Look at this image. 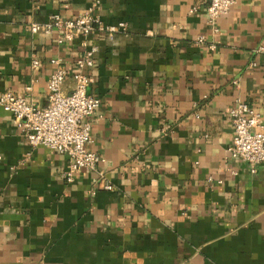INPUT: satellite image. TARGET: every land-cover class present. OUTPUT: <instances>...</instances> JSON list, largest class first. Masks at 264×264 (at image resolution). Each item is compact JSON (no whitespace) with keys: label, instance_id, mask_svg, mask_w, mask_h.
<instances>
[{"label":"crops","instance_id":"obj_1","mask_svg":"<svg viewBox=\"0 0 264 264\" xmlns=\"http://www.w3.org/2000/svg\"><path fill=\"white\" fill-rule=\"evenodd\" d=\"M94 1L0 0V91L45 107L51 60L73 71L85 48L30 27ZM207 3L99 0L103 23L128 24L88 39L102 101L88 148L112 191L86 170L66 182L69 158L31 147L0 108V264H264V162L253 171L227 150L238 100L264 129V0H236L218 31Z\"/></svg>","mask_w":264,"mask_h":264},{"label":"built area","instance_id":"obj_2","mask_svg":"<svg viewBox=\"0 0 264 264\" xmlns=\"http://www.w3.org/2000/svg\"><path fill=\"white\" fill-rule=\"evenodd\" d=\"M207 1V21L218 31L217 20L229 13L236 0ZM98 6L99 0H95L75 18H65L56 13L43 24L31 25L33 33L49 34L57 31L59 43L80 38L84 52L76 59L73 71L63 65L61 58L51 60L56 69L48 80V104L45 107H39L24 96H17L10 91H0V108L12 115L13 123L31 147L45 146L69 158L63 171L66 182H74L80 172L86 170L99 174L92 179L93 184L101 183L103 189L112 191L113 185L104 181L103 174L98 170L102 157L88 148L92 142V117L102 102L88 90L93 78L86 71L94 66L98 51V47L90 45L88 39L97 33H126L128 24L103 23L96 13ZM204 41V36L197 38L198 43ZM209 47L214 49L216 45L211 44ZM255 52L264 55V37ZM32 66L37 67L38 60H33ZM70 75H73L75 85L70 93L64 94L62 86ZM229 114L234 126V136L227 149L229 155L249 163L255 171V167L264 162V129L259 115L243 100H238Z\"/></svg>","mask_w":264,"mask_h":264}]
</instances>
